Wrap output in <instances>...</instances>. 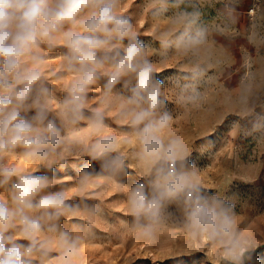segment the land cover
<instances>
[{
  "label": "clouds",
  "instance_id": "1",
  "mask_svg": "<svg viewBox=\"0 0 264 264\" xmlns=\"http://www.w3.org/2000/svg\"><path fill=\"white\" fill-rule=\"evenodd\" d=\"M243 3L147 0L149 20L166 22L154 49L140 38L137 13L121 11L124 0H0V264H82L101 227L149 246L179 229L213 264H260L261 245L225 195L235 179L207 188L172 131L178 114L204 109L219 86L222 121L256 118L250 130L234 122L229 136L264 146V0L241 28ZM241 36L255 54L245 49L235 67ZM53 53L56 68L47 64ZM169 62L177 75L166 87L158 66ZM112 120L121 126L110 132ZM240 151L235 144L238 162ZM13 156L33 167H16ZM69 168L74 175H57ZM113 188L127 219L109 218Z\"/></svg>",
  "mask_w": 264,
  "mask_h": 264
},
{
  "label": "rangeland",
  "instance_id": "2",
  "mask_svg": "<svg viewBox=\"0 0 264 264\" xmlns=\"http://www.w3.org/2000/svg\"><path fill=\"white\" fill-rule=\"evenodd\" d=\"M251 0H244L241 11L245 13L241 17L240 27L249 23L248 8ZM147 0H124L122 12L131 11L137 13L136 29L141 34V40L151 44L154 49H159L160 44L153 37L164 29L166 22L153 23L148 18V8L142 7ZM215 13L213 12L212 15ZM220 43H227L224 38H216ZM247 49L255 54L252 48L242 36L238 38L232 48L233 54L239 66L243 51ZM155 58V57H154ZM60 61L57 53L50 55L47 64L49 67H58ZM159 78L164 80L165 86L170 87V77L177 75L175 62H169L158 66ZM239 75H234L226 82L229 88L237 86ZM63 82L52 81L56 86ZM55 91V86H53ZM94 95L96 93H93ZM63 94L56 91L60 98ZM169 99H172L169 94ZM174 112L180 110L174 104H169ZM227 111L223 106L219 86L212 88L208 93V103L201 111H192L188 114L177 115L172 131L181 136L191 152L190 160L200 171V178L205 186L212 191L219 190L228 178L235 180L228 186L225 195L232 198L236 204L238 224L248 233L254 234L260 245H264V146L257 147L252 137L245 138L243 133L233 140L229 132L234 122L239 121L241 128L250 130L255 117L248 120H240L239 117L229 115L222 121V115ZM259 115L264 116V110L257 109ZM112 132L121 125L112 120ZM82 135H87L85 130ZM207 137V139H203ZM235 144L241 147L239 162L234 159ZM128 150L127 148L125 149ZM10 163L25 170L33 167L32 162L13 156ZM246 164L247 167H243ZM74 175L71 168L66 173L57 175ZM137 177L130 175L129 183ZM108 202V214L110 219L123 216V203L120 193L113 188L105 196ZM116 229H112L113 235H109L103 227L97 230L100 237L93 243L85 244L81 249L82 264H213V254L205 252L202 248L191 245L179 229H173L165 233L154 246H149L139 241H132L127 235H115ZM260 264H264V248L258 253Z\"/></svg>",
  "mask_w": 264,
  "mask_h": 264
},
{
  "label": "built area",
  "instance_id": "3",
  "mask_svg": "<svg viewBox=\"0 0 264 264\" xmlns=\"http://www.w3.org/2000/svg\"><path fill=\"white\" fill-rule=\"evenodd\" d=\"M253 2H254V0H251L250 6H249V8H248V11H249V9L252 7Z\"/></svg>",
  "mask_w": 264,
  "mask_h": 264
},
{
  "label": "trees",
  "instance_id": "4",
  "mask_svg": "<svg viewBox=\"0 0 264 264\" xmlns=\"http://www.w3.org/2000/svg\"><path fill=\"white\" fill-rule=\"evenodd\" d=\"M262 248H264V245H261V247H260V249L258 250V252H259Z\"/></svg>",
  "mask_w": 264,
  "mask_h": 264
},
{
  "label": "crops",
  "instance_id": "5",
  "mask_svg": "<svg viewBox=\"0 0 264 264\" xmlns=\"http://www.w3.org/2000/svg\"><path fill=\"white\" fill-rule=\"evenodd\" d=\"M251 3V2H250ZM250 6V5H249Z\"/></svg>",
  "mask_w": 264,
  "mask_h": 264
}]
</instances>
